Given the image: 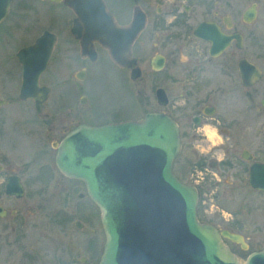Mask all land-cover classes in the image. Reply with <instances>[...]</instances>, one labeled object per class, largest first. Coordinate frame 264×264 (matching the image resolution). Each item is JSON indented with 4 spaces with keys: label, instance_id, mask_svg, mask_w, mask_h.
<instances>
[{
    "label": "flooded vegetation",
    "instance_id": "flooded-vegetation-1",
    "mask_svg": "<svg viewBox=\"0 0 264 264\" xmlns=\"http://www.w3.org/2000/svg\"><path fill=\"white\" fill-rule=\"evenodd\" d=\"M13 1H10L7 14L0 23L7 18ZM40 1L61 5L67 13L61 32L46 28L41 23L43 17L38 19L34 16L38 29L19 48L34 45L47 33L40 57L45 56L48 50V58L38 80V85L47 86V97L39 103L34 99L24 100L33 105L29 113L3 107L8 102L0 97V220L11 221L19 217L22 221L27 217L28 210L32 213L36 211L21 205L9 208L10 203L5 202L24 197L22 176L31 174L30 163H23V167L18 168L10 160L17 152L27 159L33 155L38 157L40 153L49 158L48 152L39 148L44 144L46 135L52 136L50 147L54 150V169L59 174L54 178L58 191L72 198L75 196V203L88 202L100 217L99 208L87 194L84 182L64 175L57 168V148L68 134L82 124L100 126L139 121L146 113L165 114L175 121L181 143L177 158L182 152L184 136H187L188 142L193 144L192 152L206 157L212 154V167L223 162L230 165V160L235 158V168L246 173L250 189L264 194V191L248 183L251 165L264 163V159L260 158L264 157V96L259 99L261 107H256V93H264L261 84L264 69L256 63L258 59L260 64H264V0H102L115 21L123 25V68L110 59L107 50L97 40L87 35L84 18L71 5L73 0ZM115 2L126 5L120 17L112 11L111 3ZM28 3L31 9L30 0ZM27 26L28 22L25 28ZM102 54L113 65L123 69L130 94L141 103L137 113L123 114V119H120L115 118L117 112H113L112 116L102 118L105 112L101 108L93 111L88 107L86 81L90 68ZM56 60L61 62V67L53 71V85L42 82L41 77L52 71H49L50 64ZM241 61L247 63L248 69H240ZM249 65L258 69L260 77L244 84L241 75H250L251 78L255 75ZM205 126L216 130L220 143L211 145L207 137L197 131ZM32 140L34 146L36 144L33 155L30 148ZM197 145L209 150L203 153ZM257 153L260 156H256ZM45 165L42 160L37 165L38 177ZM54 175L45 179L47 184ZM11 176L18 177L22 185L23 192L19 196L6 191ZM39 180L44 181L40 177ZM62 200L63 197L59 198V202ZM53 201L57 202L56 197ZM63 209L59 207L58 213H63ZM68 209L63 214L76 215V204L71 211ZM199 221L212 224L220 233L228 231L237 234L228 227ZM223 240L238 243L227 237ZM80 263L85 262L81 260Z\"/></svg>",
    "mask_w": 264,
    "mask_h": 264
},
{
    "label": "water",
    "instance_id": "water-1",
    "mask_svg": "<svg viewBox=\"0 0 264 264\" xmlns=\"http://www.w3.org/2000/svg\"><path fill=\"white\" fill-rule=\"evenodd\" d=\"M10 1L0 0V21ZM71 5L84 18L87 35L123 67V25L102 0H73ZM46 35L16 53L20 99L39 103L47 97V86L38 85L48 58V50L40 57ZM246 67L241 61L240 69ZM249 67L255 75H241L244 84L260 77L257 68ZM180 148L177 124L161 113H146L139 121L82 124L59 144L57 168L82 180L100 209L105 241L98 264H264V248L240 260L222 238L242 243L239 235L199 222L197 188L181 182L172 170ZM248 183L264 191V163L251 165ZM6 191L22 194L18 177H9Z\"/></svg>",
    "mask_w": 264,
    "mask_h": 264
},
{
    "label": "rangeland",
    "instance_id": "rangeland-1",
    "mask_svg": "<svg viewBox=\"0 0 264 264\" xmlns=\"http://www.w3.org/2000/svg\"><path fill=\"white\" fill-rule=\"evenodd\" d=\"M30 2L31 9L28 0H14L7 18L0 23V97L8 102L3 107L9 106L22 113H29L33 105L18 97L21 81L15 53L35 35L39 24L34 16L38 19L43 17L41 23L45 24L46 28L61 32L67 13L61 5L47 4L40 0ZM111 8L116 17H120L126 5L115 2L111 3ZM27 22L28 26L25 28ZM262 33L258 34L261 36ZM256 63L264 69V64H260L258 59ZM60 67L59 60L52 62L49 67V71H52L46 72L41 81L53 85V71ZM261 84L264 87V80ZM86 87L88 107L93 111L101 108L105 112V117L102 118L117 112L115 118L123 119V114L129 115L140 110L141 103L134 100L130 94L123 69L113 65L104 54L90 68ZM258 87L259 85L257 89ZM263 96L264 93H256V107H261L259 99ZM87 117L89 118V115ZM51 139L52 136L46 135L44 144L39 147L48 152L49 158L43 153L38 157L33 155L36 144L34 146L32 140L30 148L34 157L27 159L17 152L10 160V163L18 168L23 167V163H30L31 174L22 176L25 183L24 197L5 202L10 203L9 208L21 205L36 211L32 213L28 210L27 217L22 221L19 217L11 221L0 220V264H78L82 259L85 263L97 264L100 259L104 234L99 213L96 210L94 213V208L88 202L75 203V196L72 198L65 192L58 191L59 187L55 186L54 179L58 172L54 169ZM192 149L193 144L184 136L182 152L173 165V172L182 182L196 186L197 215L201 221L228 227L241 236L242 243L227 244L240 260H244L251 251L264 247V194L250 189L246 173L235 168V158L230 160V165L223 162L212 167V154L206 157L204 154L192 152ZM258 155L260 156V153L256 154ZM41 160L46 163L39 175L44 181L39 180L36 172ZM239 164L238 167L241 165ZM53 173L55 175L50 177L51 181L47 184L45 179ZM55 197L57 202L53 201ZM61 197L63 200L59 202ZM75 204L76 215L63 214L66 208L69 207L70 211L75 208ZM59 207L64 208L63 213H58Z\"/></svg>",
    "mask_w": 264,
    "mask_h": 264
},
{
    "label": "clouds",
    "instance_id": "clouds-1",
    "mask_svg": "<svg viewBox=\"0 0 264 264\" xmlns=\"http://www.w3.org/2000/svg\"><path fill=\"white\" fill-rule=\"evenodd\" d=\"M197 131L203 133L207 137V140L211 142V145H215L217 143H220V137L218 136L216 130L213 129L211 126H205L201 129H198ZM197 147H200V146L197 145ZM200 150L202 152H206L209 149L201 148Z\"/></svg>",
    "mask_w": 264,
    "mask_h": 264
}]
</instances>
